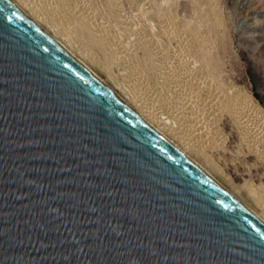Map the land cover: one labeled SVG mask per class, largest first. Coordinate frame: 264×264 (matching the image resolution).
Listing matches in <instances>:
<instances>
[{
	"label": "water",
	"instance_id": "95a60500",
	"mask_svg": "<svg viewBox=\"0 0 264 264\" xmlns=\"http://www.w3.org/2000/svg\"><path fill=\"white\" fill-rule=\"evenodd\" d=\"M0 264H264V220L0 0Z\"/></svg>",
	"mask_w": 264,
	"mask_h": 264
},
{
	"label": "rangeland",
	"instance_id": "374dc122",
	"mask_svg": "<svg viewBox=\"0 0 264 264\" xmlns=\"http://www.w3.org/2000/svg\"><path fill=\"white\" fill-rule=\"evenodd\" d=\"M21 1L264 211V0Z\"/></svg>",
	"mask_w": 264,
	"mask_h": 264
},
{
	"label": "bare ground",
	"instance_id": "6f19581e",
	"mask_svg": "<svg viewBox=\"0 0 264 264\" xmlns=\"http://www.w3.org/2000/svg\"><path fill=\"white\" fill-rule=\"evenodd\" d=\"M16 8H18L26 17H28L40 30H42L49 38L57 43L67 54L78 61L86 70H88L92 76H94L99 82L106 86L113 94L119 98L126 106L134 111L139 117H141L146 123H148L159 134L171 142L174 146L180 149L193 161L199 164L207 172H209L215 179H217L224 187H226L231 193H233L238 199H240L245 205H247L252 211H254L259 217L264 220V211L256 207L253 203V199L250 196V191L242 189V187L233 184L225 179L218 171L211 167L207 162L202 161L199 157L193 154L189 148L178 141L171 133V131L159 120L153 119L148 113L142 110L124 89L117 84L113 83L106 73L95 67L93 61L84 55L80 50L76 49L70 42V39L64 38L57 30L51 27L47 22L41 19L31 8L24 5L21 0H8ZM49 23V22H48Z\"/></svg>",
	"mask_w": 264,
	"mask_h": 264
},
{
	"label": "trees",
	"instance_id": "16d2710c",
	"mask_svg": "<svg viewBox=\"0 0 264 264\" xmlns=\"http://www.w3.org/2000/svg\"><path fill=\"white\" fill-rule=\"evenodd\" d=\"M249 77H250V79H251L252 82H253V76H252L251 72H249Z\"/></svg>",
	"mask_w": 264,
	"mask_h": 264
}]
</instances>
